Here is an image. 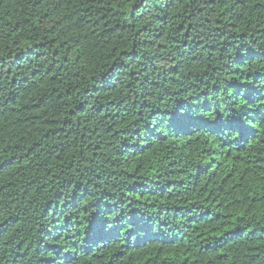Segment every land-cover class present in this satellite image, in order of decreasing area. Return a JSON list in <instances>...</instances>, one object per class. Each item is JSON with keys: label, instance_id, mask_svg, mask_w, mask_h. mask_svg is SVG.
I'll use <instances>...</instances> for the list:
<instances>
[{"label": "trees", "instance_id": "1", "mask_svg": "<svg viewBox=\"0 0 264 264\" xmlns=\"http://www.w3.org/2000/svg\"><path fill=\"white\" fill-rule=\"evenodd\" d=\"M262 115L264 0H0V264H264Z\"/></svg>", "mask_w": 264, "mask_h": 264}, {"label": "snow or ice", "instance_id": "2", "mask_svg": "<svg viewBox=\"0 0 264 264\" xmlns=\"http://www.w3.org/2000/svg\"><path fill=\"white\" fill-rule=\"evenodd\" d=\"M235 99V98H233ZM240 108H243L244 105H239ZM203 116L200 112H193L190 110H185L183 114H177L174 118V123L176 126L179 127H187L192 125L200 126L204 121L201 119ZM208 119L215 121L216 117L212 115L211 112L208 113ZM261 119H264V115L261 116ZM216 131L215 135L218 139L223 138L227 139L228 136H231L232 133H235L236 136L233 137V141L239 145L241 141L244 143L247 142V139L250 135H253V133L250 131L249 127L247 126L246 120H236V119H230V120H223L218 123V125L215 126ZM228 129V136L224 135V130ZM261 187L264 188V178L261 179ZM86 210V209H85Z\"/></svg>", "mask_w": 264, "mask_h": 264}]
</instances>
